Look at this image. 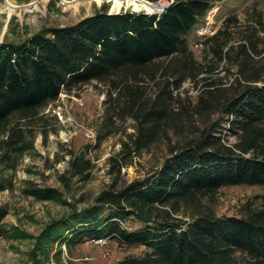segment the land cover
Here are the masks:
<instances>
[{
    "label": "trees",
    "instance_id": "16d2710c",
    "mask_svg": "<svg viewBox=\"0 0 264 264\" xmlns=\"http://www.w3.org/2000/svg\"><path fill=\"white\" fill-rule=\"evenodd\" d=\"M218 1L170 0L154 13L103 7L20 42H0L5 157L29 148L22 120L38 117L62 91L93 80L108 88L107 120H134L129 153L163 137L171 142L151 174L103 189L94 204L55 220L40 238L110 236L144 247L119 264H264V192L237 214L219 215L214 208L223 186L264 187V12L249 11L244 22L232 12L203 41L199 60L189 34ZM223 61L226 76L220 74ZM186 80L197 89L194 97L181 89ZM91 166L83 155L70 160L74 174L87 176ZM9 185L0 179V191ZM26 193L62 199L56 187L30 186ZM7 214L0 206V237L8 232Z\"/></svg>",
    "mask_w": 264,
    "mask_h": 264
},
{
    "label": "rangeland",
    "instance_id": "374dc122",
    "mask_svg": "<svg viewBox=\"0 0 264 264\" xmlns=\"http://www.w3.org/2000/svg\"><path fill=\"white\" fill-rule=\"evenodd\" d=\"M11 1L18 6L14 11L9 9ZM34 1L37 9L32 5ZM154 2L163 4L170 0ZM27 4L31 11L25 10ZM103 7L111 11V2L98 4L83 0L75 6L64 0H0V42H20L42 28L75 23ZM131 8L122 7L119 12L134 11ZM161 8L134 12L154 13ZM255 8L264 12V0L216 2L190 31V48L195 57L203 58V41L214 34L232 12L244 22L247 13ZM225 66L223 61L219 69L220 74L226 76ZM231 79L232 75L225 78L226 81ZM181 89H188L193 97L197 94L190 80H186ZM107 97V86L96 80L71 92L62 91L38 117L21 121L27 132L28 149L5 157L6 150L0 142V160H4L0 162V179H7L11 184L0 191V206L8 210L4 217L8 232L0 237V264H119L126 256L144 251V247L122 245L110 236L90 237L79 242L60 239L47 242L40 238L55 220L94 204L103 189L151 174L169 155L171 142L165 137L149 148L129 153L130 148L125 143H131L134 120L127 118L116 123L107 120L104 115ZM4 137L0 135V140ZM235 140L230 136V141ZM76 155L90 159L92 166L86 171L87 176L71 170L70 160ZM30 186L56 187L62 199H36L26 193ZM261 192H264L261 185L223 186L215 197V211L219 215L237 214L247 199Z\"/></svg>",
    "mask_w": 264,
    "mask_h": 264
},
{
    "label": "bare ground",
    "instance_id": "6f19581e",
    "mask_svg": "<svg viewBox=\"0 0 264 264\" xmlns=\"http://www.w3.org/2000/svg\"><path fill=\"white\" fill-rule=\"evenodd\" d=\"M43 1H46V0H43ZM93 1H95L98 4H101V3L105 2V1H109V2H111V9H113V10H119L122 7H128L129 6V7H132L133 9H136V10L145 9V10L151 11V10H153L155 8L158 9V8H161L163 6V4H161L159 2H154L153 1V3H150V2H148L146 0H93ZM64 2H66L68 4L74 3L75 6H78V5H80L83 2V0H81V1H78V0L77 1L64 0ZM8 4H9V9L11 11L16 10V8L18 7L16 5V3H13L12 1L9 2ZM32 5H34L35 9L38 8V4H37L36 1H34L32 3ZM25 7H26L25 10L31 11L29 4H27Z\"/></svg>",
    "mask_w": 264,
    "mask_h": 264
},
{
    "label": "built area",
    "instance_id": "2783aa9c",
    "mask_svg": "<svg viewBox=\"0 0 264 264\" xmlns=\"http://www.w3.org/2000/svg\"><path fill=\"white\" fill-rule=\"evenodd\" d=\"M169 4H170V2H164L161 11L163 9H165ZM161 11H159V12H161Z\"/></svg>",
    "mask_w": 264,
    "mask_h": 264
},
{
    "label": "water",
    "instance_id": "95a60500",
    "mask_svg": "<svg viewBox=\"0 0 264 264\" xmlns=\"http://www.w3.org/2000/svg\"><path fill=\"white\" fill-rule=\"evenodd\" d=\"M146 1H148V2H150V3H153L152 1H150V0H146ZM162 9V8H161ZM113 9H111V11H109V12H113L112 11ZM136 9H134V11H135ZM115 12H119V10L118 11H115ZM147 13V12H146ZM150 13H152V12H150Z\"/></svg>",
    "mask_w": 264,
    "mask_h": 264
}]
</instances>
